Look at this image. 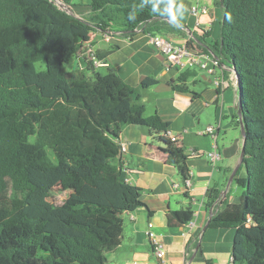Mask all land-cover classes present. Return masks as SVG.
<instances>
[{"label": "trees", "instance_id": "16d2710c", "mask_svg": "<svg viewBox=\"0 0 264 264\" xmlns=\"http://www.w3.org/2000/svg\"><path fill=\"white\" fill-rule=\"evenodd\" d=\"M61 1L71 10L83 5ZM217 4L223 21L214 53L237 75L247 177L240 205L216 213L210 227L236 231L232 264H264V0ZM89 6L92 15L83 20L55 0H0V264H108L121 244L123 214L146 207L143 190L125 181L118 163L116 141L126 126L163 133L161 151L185 188L191 177L189 156L168 136L170 123L158 113L146 116L136 88L113 70L96 72L90 62L72 77L61 70L81 54L89 31L132 38L139 30L167 35L174 26L143 0H91ZM164 6L158 0L161 11ZM194 75L182 74L175 89ZM154 84L147 79L142 87ZM47 171L70 192L61 205L32 197L45 189L37 177ZM219 199L217 189L208 191V206ZM193 219L191 208L175 211L169 225Z\"/></svg>", "mask_w": 264, "mask_h": 264}, {"label": "crops", "instance_id": "0c3cea01", "mask_svg": "<svg viewBox=\"0 0 264 264\" xmlns=\"http://www.w3.org/2000/svg\"><path fill=\"white\" fill-rule=\"evenodd\" d=\"M79 1L83 5L74 6L72 11L77 18L87 20L92 15L91 0ZM177 3L185 9L181 23L187 27H174L173 32L161 35L198 56L187 66L169 65L149 44L150 34L143 30L132 38L122 36L121 32L89 31L81 54L75 57L78 71H82L89 62L86 47L92 46L109 64L101 68L105 73L113 70L136 88L146 105V116L158 113L170 123L168 136L175 137L176 146L185 149L192 174L187 191L176 167L161 151L163 133L139 125L121 130L116 144L125 147L126 152H121L118 163L123 167L125 181L143 190L146 207L123 214L121 244L108 256V264H158L147 235L149 224L164 244L167 264H232L236 231L212 228L210 222L216 213L240 205L245 192L247 173L241 164L244 135L239 117L238 79L231 64L223 58L213 75L200 67L204 56L218 59L214 48L221 39L223 9L217 0H178ZM194 6L198 7L197 13L192 11ZM107 34L110 40L106 39ZM81 58L85 59V68ZM185 73L195 75L187 76L180 84L183 90L175 89L179 77ZM147 79L155 84L143 88L142 82ZM210 126L215 128L214 135L206 133ZM212 152H217L221 159L213 162ZM211 189L220 192V199L208 206L207 193ZM187 192L190 199L185 197ZM188 208L194 212L190 224L169 225L173 212Z\"/></svg>", "mask_w": 264, "mask_h": 264}, {"label": "built area", "instance_id": "2783aa9c", "mask_svg": "<svg viewBox=\"0 0 264 264\" xmlns=\"http://www.w3.org/2000/svg\"><path fill=\"white\" fill-rule=\"evenodd\" d=\"M202 10L203 12H207L206 8H202ZM192 11L194 13H197L199 11L198 7L194 6L192 8ZM106 39L110 40L108 34L106 35ZM149 44L153 46L161 55H163L167 63L171 66L183 68L198 58V56L189 51L186 47L172 43L169 39L161 34L150 35ZM86 56L92 66L96 69L107 67L109 65L105 59L99 57L95 49L90 45L86 47ZM220 65L221 64L219 60L216 58L204 56L202 59H200V67L209 75L215 74ZM216 83L217 85H220L219 80H217ZM206 133L214 135L215 128L212 126L208 127ZM170 139L173 142L177 140L175 137H171ZM121 152H126L125 147L121 148ZM210 157L212 158L213 162L219 161L221 159L220 155L217 152L210 153ZM190 176L192 177V174ZM191 177L186 181V188H189L191 186ZM147 235L152 243L153 254L159 260L158 264H167L165 260L164 244L158 238L155 232L152 231V224H149Z\"/></svg>", "mask_w": 264, "mask_h": 264}, {"label": "rangeland", "instance_id": "374dc122", "mask_svg": "<svg viewBox=\"0 0 264 264\" xmlns=\"http://www.w3.org/2000/svg\"><path fill=\"white\" fill-rule=\"evenodd\" d=\"M55 1L58 3V0ZM36 67L39 71H42L45 69L46 65L44 62H40L36 65ZM100 69L96 72H106L105 70ZM61 70L68 77L75 76L77 74V71L79 70L76 59L71 58L67 63L63 64ZM83 73L89 78L94 77V71L90 69L83 71ZM37 180L38 182L44 184L45 189L35 193L32 196L35 201L52 205H61L68 198L70 192L64 191L62 189L59 176L53 171H47L46 173L42 174L40 173V175L37 177ZM10 196H13V193L10 192Z\"/></svg>", "mask_w": 264, "mask_h": 264}, {"label": "clouds", "instance_id": "9594fccd", "mask_svg": "<svg viewBox=\"0 0 264 264\" xmlns=\"http://www.w3.org/2000/svg\"><path fill=\"white\" fill-rule=\"evenodd\" d=\"M158 0H143V5L151 4L152 11L160 16H164L168 19L170 24L174 27H182L181 21L185 16V9L183 5L178 4L177 0H165V6L163 11L157 7ZM128 19L130 21H135V11H130L128 14Z\"/></svg>", "mask_w": 264, "mask_h": 264}, {"label": "water", "instance_id": "95a60500", "mask_svg": "<svg viewBox=\"0 0 264 264\" xmlns=\"http://www.w3.org/2000/svg\"><path fill=\"white\" fill-rule=\"evenodd\" d=\"M58 4L61 6V8H63L64 10H66L69 14L74 15L73 11H72V10H71L66 4H64V3L61 2L60 0H58ZM74 16H75V15H74ZM84 61H85L84 58H81V59H80V62H81V65H82L83 68H85V63H84ZM232 68H233V70L235 71L234 67H232ZM242 115H243V113H242V105H241V103H240V104H239V117H240V119L242 118ZM241 129H242V133H243V135H244V147H243L242 154H241V164H242V163H243V160H244V158H245V127H244V124H243L242 122H241ZM236 172H237V169L234 171L232 177L230 178L229 185H230V183L232 182V180H233V178H234Z\"/></svg>", "mask_w": 264, "mask_h": 264}]
</instances>
